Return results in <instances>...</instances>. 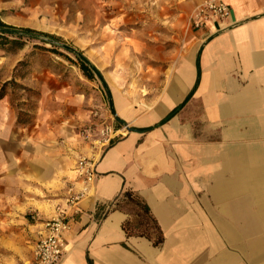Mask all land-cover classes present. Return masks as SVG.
Returning <instances> with one entry per match:
<instances>
[{
  "label": "crops",
  "instance_id": "1",
  "mask_svg": "<svg viewBox=\"0 0 264 264\" xmlns=\"http://www.w3.org/2000/svg\"><path fill=\"white\" fill-rule=\"evenodd\" d=\"M226 1L228 19L193 32L189 83L172 91L164 110L138 116L128 94L114 99L118 120L134 128L94 162L95 180L68 220L58 264H264V0ZM197 78L191 124L204 122L208 142L201 146L184 112L168 116ZM161 114L168 117L157 127ZM15 121L1 98L0 264H30L43 223L52 218L44 210L40 222L29 224L32 208L23 213L22 186L42 190L48 176L32 170L31 181L24 180L8 150L9 143H23ZM126 189L150 208L164 238L160 246L127 237L126 212L105 215Z\"/></svg>",
  "mask_w": 264,
  "mask_h": 264
},
{
  "label": "rangeland",
  "instance_id": "2",
  "mask_svg": "<svg viewBox=\"0 0 264 264\" xmlns=\"http://www.w3.org/2000/svg\"><path fill=\"white\" fill-rule=\"evenodd\" d=\"M203 1L0 0L3 22L61 37L83 53L108 88L97 76L86 78L63 50L73 62L34 48L41 44L34 40L21 48L0 49V99L5 98L17 137L23 139L21 148L9 143L8 150L19 159L24 180L31 181L32 170L48 176L39 184L42 190L22 186L23 213L32 208L29 224L40 222L44 210L53 217L70 195L81 192L84 165L134 128L118 120L116 96L128 94L138 116H147L164 110L175 97L172 91L189 83L190 41L197 30L190 18ZM191 98L174 115L184 112L187 129L192 128L201 146L208 142L207 129L201 119L191 124Z\"/></svg>",
  "mask_w": 264,
  "mask_h": 264
},
{
  "label": "trees",
  "instance_id": "3",
  "mask_svg": "<svg viewBox=\"0 0 264 264\" xmlns=\"http://www.w3.org/2000/svg\"><path fill=\"white\" fill-rule=\"evenodd\" d=\"M32 40L41 43L40 45L34 44V48L51 52L73 62V60L61 50L71 54L75 58V63H77L78 68L86 78L94 80L97 76L104 88L108 90L100 72L90 63L80 50L74 48L72 45H68L61 39V37L36 31L27 27L9 25L3 22L0 17V49L8 47L21 48L27 41ZM46 44H49L50 46L45 47ZM196 66L198 68V62H196ZM198 80L199 78L196 79L192 91L186 96L183 104L191 98L192 93L198 84ZM179 107L180 106L175 108L168 116L173 114ZM167 117L163 119L160 124H163ZM150 129L151 128H147L145 131ZM124 205L130 207L131 210L124 209ZM114 210L124 211L129 216L122 224V229L127 237H144L151 241L154 246H160L163 243L164 238L162 231L155 217L151 213L145 200L137 193L130 189L124 190L118 197H116V199H114L111 208L105 213V215Z\"/></svg>",
  "mask_w": 264,
  "mask_h": 264
},
{
  "label": "built area",
  "instance_id": "4",
  "mask_svg": "<svg viewBox=\"0 0 264 264\" xmlns=\"http://www.w3.org/2000/svg\"><path fill=\"white\" fill-rule=\"evenodd\" d=\"M231 6L226 0H204L193 11L190 23L196 29L205 27L211 21H224L230 17ZM114 135L108 137L109 142ZM86 186L77 194L70 195L65 204L57 207L55 215L44 221L45 235L34 243L30 264H58L64 255V233L68 230V220L77 211L81 196L92 187L95 180L94 163L82 168Z\"/></svg>",
  "mask_w": 264,
  "mask_h": 264
},
{
  "label": "bare ground",
  "instance_id": "5",
  "mask_svg": "<svg viewBox=\"0 0 264 264\" xmlns=\"http://www.w3.org/2000/svg\"><path fill=\"white\" fill-rule=\"evenodd\" d=\"M124 115V114H123ZM125 116V115H124Z\"/></svg>",
  "mask_w": 264,
  "mask_h": 264
}]
</instances>
